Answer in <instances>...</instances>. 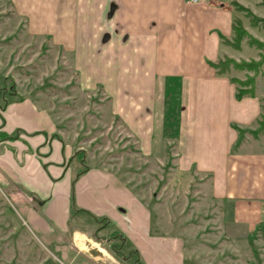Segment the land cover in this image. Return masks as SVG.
<instances>
[{"label": "crops", "instance_id": "1", "mask_svg": "<svg viewBox=\"0 0 264 264\" xmlns=\"http://www.w3.org/2000/svg\"><path fill=\"white\" fill-rule=\"evenodd\" d=\"M9 1L30 34L46 35L74 50L85 87L90 81L106 82L112 113L122 117L142 153L160 156L166 141L174 140L180 170L196 163V170L208 176L209 189L225 211L227 239L251 246L253 257L264 264V141L249 132L240 138L234 126L256 124L264 94L257 81L255 96L237 98L230 76L252 72L220 74L209 62L224 55L244 58L235 51L243 49L246 39L240 49L223 39L233 38L234 18L252 34L259 26L231 0ZM235 1L264 17V0ZM57 130L50 107L30 93L9 98L2 90L0 191L11 194L16 215L43 246L55 244L60 262L95 264L79 245L77 253L70 252L64 237L77 228L75 219L89 218L84 213L70 218L76 173L69 157L80 148L65 145L62 135L54 137ZM85 166L74 183L78 206L108 217L105 229L123 233L144 264H186L184 239L157 230L148 203L131 185L111 169Z\"/></svg>", "mask_w": 264, "mask_h": 264}, {"label": "rangeland", "instance_id": "2", "mask_svg": "<svg viewBox=\"0 0 264 264\" xmlns=\"http://www.w3.org/2000/svg\"><path fill=\"white\" fill-rule=\"evenodd\" d=\"M238 10L248 16L245 10ZM257 26L252 28L253 35L264 39V19H259ZM235 53L252 58L257 48L247 41ZM80 65L73 49L54 44L46 35L30 34L25 19L14 14L10 1L0 0V94L4 90L11 98L24 91L51 108L58 120V130L52 135H62L65 145L83 150L70 155V169L77 173L85 165H95L117 172L148 203L157 230L184 239L186 264H261L258 257H253L251 246L243 247L240 241L227 239L222 224L225 211L209 189L208 176L196 170V163L190 170H180L174 140L166 141L160 156L142 153L122 117L112 113L106 82L90 81L85 87L87 83L80 80ZM86 68L92 72L93 67ZM233 73L242 74L239 70ZM257 81L258 92L263 95L264 65ZM17 134L18 131L12 137ZM82 153L85 162L80 160ZM5 193L0 191V264H63L55 244L45 247L36 239L16 215L11 194ZM73 223L80 233H64L70 252L83 248L78 242L83 237L90 242L86 255L95 264H136L135 254L121 258L112 251L111 240L100 242L93 238L97 226L85 216ZM111 230L106 228L97 234L106 236ZM233 243L237 247L233 248ZM95 249L98 252L93 254Z\"/></svg>", "mask_w": 264, "mask_h": 264}, {"label": "trees", "instance_id": "3", "mask_svg": "<svg viewBox=\"0 0 264 264\" xmlns=\"http://www.w3.org/2000/svg\"><path fill=\"white\" fill-rule=\"evenodd\" d=\"M232 3L238 9L245 10L248 16H250V22L252 25H257L259 19H264L256 15L249 7L237 2L232 1ZM234 36L232 39L223 38L225 42L232 45L234 48L240 49L242 45V40L247 39L249 45H253L259 50H264V39H259L250 33L243 25L242 20L238 17L234 18L233 22ZM213 65L217 72L222 74L229 72L231 69L251 71L252 73H246V75L241 78L237 76H230V79L236 84V97L241 98L243 96H255L257 87V76L261 72V68L264 65V52L259 51L258 58H240L235 59L231 56L224 55L215 61H209ZM262 106L264 108V97H261ZM4 105H2V108ZM234 126L238 129L240 133V138L245 132H249L252 136L258 137L261 132H264V110L256 120V124L253 127H241L237 124ZM264 134V133H263ZM264 140V136H263ZM240 143V139L236 142V145ZM83 152V150H78L77 153ZM81 161H84V154L81 155ZM86 167V166H85ZM86 168L79 170L72 179V190L70 194V218L79 214L84 213L88 216L91 222L96 224L95 232L92 236L97 241L104 242V239L111 240L110 246L113 252L119 254L121 258H129L132 254H135L136 264H144L141 260L139 252L135 246L128 242L126 236L121 233L118 229L111 230L106 236H100L97 231L104 230L105 226L109 223V219L106 216H99L94 214L92 211L78 206L74 198V183L80 174L85 171ZM113 228V227H112ZM130 247L128 248L127 245Z\"/></svg>", "mask_w": 264, "mask_h": 264}, {"label": "bare ground", "instance_id": "4", "mask_svg": "<svg viewBox=\"0 0 264 264\" xmlns=\"http://www.w3.org/2000/svg\"><path fill=\"white\" fill-rule=\"evenodd\" d=\"M78 240H79L78 242L81 244V246H83V248H85V249L90 244V242L87 239L83 238V237H79Z\"/></svg>", "mask_w": 264, "mask_h": 264}, {"label": "built area", "instance_id": "5", "mask_svg": "<svg viewBox=\"0 0 264 264\" xmlns=\"http://www.w3.org/2000/svg\"><path fill=\"white\" fill-rule=\"evenodd\" d=\"M188 2H193V3H205L208 2V0H187Z\"/></svg>", "mask_w": 264, "mask_h": 264}, {"label": "water", "instance_id": "6", "mask_svg": "<svg viewBox=\"0 0 264 264\" xmlns=\"http://www.w3.org/2000/svg\"><path fill=\"white\" fill-rule=\"evenodd\" d=\"M92 252H93V254H96L98 252V249L97 250L95 249Z\"/></svg>", "mask_w": 264, "mask_h": 264}]
</instances>
